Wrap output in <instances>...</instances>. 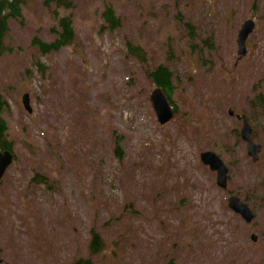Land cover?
Listing matches in <instances>:
<instances>
[{"label":"rangeland","instance_id":"rangeland-1","mask_svg":"<svg viewBox=\"0 0 264 264\" xmlns=\"http://www.w3.org/2000/svg\"><path fill=\"white\" fill-rule=\"evenodd\" d=\"M23 1L0 56L15 155L0 181V264L86 259L92 230L105 244L93 264H264V0ZM107 6L117 29L102 18ZM64 15L73 42L42 54L32 40L54 41ZM248 19L255 27L239 57ZM156 64L175 85L177 113L163 127L148 100ZM228 109L248 119L256 162ZM204 151L228 168L226 189L200 162ZM229 195L247 203L250 223L228 208Z\"/></svg>","mask_w":264,"mask_h":264},{"label":"trees","instance_id":"trees-1","mask_svg":"<svg viewBox=\"0 0 264 264\" xmlns=\"http://www.w3.org/2000/svg\"><path fill=\"white\" fill-rule=\"evenodd\" d=\"M23 0H0V56L9 52V50L4 46V39L8 33V22L10 20L21 21L23 19V12L21 10ZM45 5L54 4L56 7H62L64 9L70 8V2L67 0H44ZM103 20L111 26L112 29H117L119 25V18L115 17V14L110 6H107L102 14ZM57 26L59 31L57 32V38L50 42L44 43L37 38L32 40V45L35 46L42 54H48L50 52H55L60 48L70 45L75 37V31L73 27V20L70 15H64L57 18ZM127 49L130 55L138 57L140 54V49L138 47H133L127 44ZM142 49V48H141ZM134 57V58H135ZM151 83L157 87H160L166 94L169 102L176 108L173 102V94L175 85L173 83V74L169 68L163 64L154 65L147 74ZM4 104L0 100V143L1 140L5 141V136L8 131L7 123L2 117V110ZM262 113H264V102H259ZM177 113V111H176ZM121 141H123V136H114V153L115 156L120 160L122 158V150L120 149ZM10 143V142H8ZM12 144V143H10ZM41 183V181H39ZM105 249V244L102 241L100 235L92 230L88 245L89 257L76 258L71 262V264H93L90 257H94L101 253Z\"/></svg>","mask_w":264,"mask_h":264},{"label":"water","instance_id":"water-1","mask_svg":"<svg viewBox=\"0 0 264 264\" xmlns=\"http://www.w3.org/2000/svg\"><path fill=\"white\" fill-rule=\"evenodd\" d=\"M253 28L254 23L251 20H247L241 25L236 41L239 56L245 55L244 44L248 35L253 31ZM22 102L25 109L30 113L31 108L29 107V97L27 94L22 97ZM149 102L156 117V121L161 127L172 122L175 116L173 107L160 87L155 86L150 90ZM227 114L230 117L234 116L237 120L241 121L240 138L246 143L247 155L251 157L253 162H256L258 158L257 154L261 147L252 141V131L246 117L244 115H235L231 109L227 111ZM199 158L204 166L208 167L210 171L216 174V185L219 188L225 189L227 187L228 169L221 159L210 151L200 153ZM13 160V155L10 152H0V180L7 168L13 163ZM227 206L231 211L239 215L246 223H250L254 218L248 205L234 195L228 198ZM250 238L252 241H256L255 235H251Z\"/></svg>","mask_w":264,"mask_h":264},{"label":"flooded vegetation","instance_id":"flooded-vegetation-1","mask_svg":"<svg viewBox=\"0 0 264 264\" xmlns=\"http://www.w3.org/2000/svg\"><path fill=\"white\" fill-rule=\"evenodd\" d=\"M5 105L6 104H4L3 106L5 107ZM0 151L1 152L10 151L12 153V144H10V143H8V142H6L4 140H1V143H0ZM13 156H15V155L13 154Z\"/></svg>","mask_w":264,"mask_h":264}]
</instances>
